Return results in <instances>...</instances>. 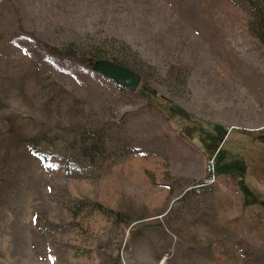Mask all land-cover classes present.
<instances>
[{"label":"rangeland","instance_id":"obj_1","mask_svg":"<svg viewBox=\"0 0 264 264\" xmlns=\"http://www.w3.org/2000/svg\"><path fill=\"white\" fill-rule=\"evenodd\" d=\"M263 166L264 0H0V264H264Z\"/></svg>","mask_w":264,"mask_h":264},{"label":"water","instance_id":"obj_2","mask_svg":"<svg viewBox=\"0 0 264 264\" xmlns=\"http://www.w3.org/2000/svg\"><path fill=\"white\" fill-rule=\"evenodd\" d=\"M100 64L101 71L108 73L112 76L114 81L125 86L126 88L136 87V82L138 80V75L130 69L118 64H111L107 61H101Z\"/></svg>","mask_w":264,"mask_h":264},{"label":"trees","instance_id":"obj_3","mask_svg":"<svg viewBox=\"0 0 264 264\" xmlns=\"http://www.w3.org/2000/svg\"><path fill=\"white\" fill-rule=\"evenodd\" d=\"M62 54H68L67 53V51H63L62 52ZM79 59V58H78ZM87 61H92V60H87ZM94 61V60H93ZM93 61L91 62V63H93ZM116 83V82H115ZM116 85H118V87H120V88H124V86L123 85H121V84H116ZM161 101V100H160ZM163 102H164V100H162ZM167 105H165L164 106V108H165V110L166 111H171L172 109H176L177 111H180V113L181 114H183V115H185L184 116V118H186V119H190L191 121H193V122H195V123H197V124H199V125H201V122L199 121V120H196L191 114H189L188 112H186V111H183L179 106H177V105H175V104H173L172 102H169V101H167V102H165ZM161 107V106H160ZM177 118H178V116H177ZM178 121H179V123H178V126H179V129L182 131V133L187 137V138H193V137H196V135L194 134L193 135V131L190 129V126H188V125H186V124H183L182 122H181V120L178 118ZM201 126H203V125H201ZM197 138V137H196ZM132 150H136L135 148H133ZM64 165H68L69 166V164L67 163V164H65L64 163ZM263 169H264V166L262 167ZM65 171L67 172V171H69V167H67L66 169H65ZM262 174V176L261 177H259V180H261V179H263L264 178V172H262V169H261V171L259 172V175H261ZM258 201H259V203L261 204V205H264V196H262V197H260V198H258Z\"/></svg>","mask_w":264,"mask_h":264},{"label":"built area","instance_id":"obj_4","mask_svg":"<svg viewBox=\"0 0 264 264\" xmlns=\"http://www.w3.org/2000/svg\"><path fill=\"white\" fill-rule=\"evenodd\" d=\"M209 161H210V160H209ZM210 162H211V161H210ZM209 166H210V163H207V164H206V167H208V168H209Z\"/></svg>","mask_w":264,"mask_h":264}]
</instances>
